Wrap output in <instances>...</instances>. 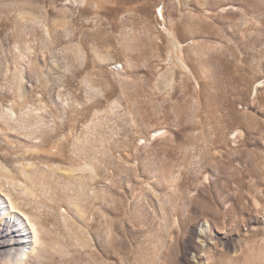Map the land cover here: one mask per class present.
I'll use <instances>...</instances> for the list:
<instances>
[{
  "label": "rangeland",
  "instance_id": "374dc122",
  "mask_svg": "<svg viewBox=\"0 0 264 264\" xmlns=\"http://www.w3.org/2000/svg\"><path fill=\"white\" fill-rule=\"evenodd\" d=\"M0 199V264H264V0H0Z\"/></svg>",
  "mask_w": 264,
  "mask_h": 264
},
{
  "label": "bare ground",
  "instance_id": "6f19581e",
  "mask_svg": "<svg viewBox=\"0 0 264 264\" xmlns=\"http://www.w3.org/2000/svg\"><path fill=\"white\" fill-rule=\"evenodd\" d=\"M9 202H10V207L11 206L13 207V202L10 198H9ZM17 222L19 223L20 226L23 225L20 219L16 216L8 215L7 218L6 217L4 218L3 226L5 227L6 236H11L12 239L9 243H7L6 241L0 242V248L4 249V247L6 246L11 247V249L9 250L10 253L6 257L7 258L6 260L8 262H13V263H20L26 258L27 253L25 251V247L29 242V240H27V237H23L22 239L19 238L20 236L22 237V233L20 232L23 229L16 228L15 223ZM13 249L14 252H11Z\"/></svg>",
  "mask_w": 264,
  "mask_h": 264
},
{
  "label": "built area",
  "instance_id": "2783aa9c",
  "mask_svg": "<svg viewBox=\"0 0 264 264\" xmlns=\"http://www.w3.org/2000/svg\"><path fill=\"white\" fill-rule=\"evenodd\" d=\"M120 66H116L115 68L117 69V68H119Z\"/></svg>",
  "mask_w": 264,
  "mask_h": 264
}]
</instances>
